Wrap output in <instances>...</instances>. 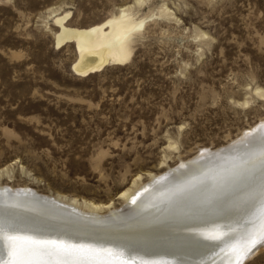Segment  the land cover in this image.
<instances>
[{
	"label": "rangeland",
	"instance_id": "374dc122",
	"mask_svg": "<svg viewBox=\"0 0 264 264\" xmlns=\"http://www.w3.org/2000/svg\"><path fill=\"white\" fill-rule=\"evenodd\" d=\"M125 1L0 0V168L10 172L1 184L121 209L116 195L136 174L145 182L168 171L163 159L176 167L258 128L264 0H144L130 58L75 74L48 8L90 23ZM163 3L171 18L159 15ZM258 250L242 264H264Z\"/></svg>",
	"mask_w": 264,
	"mask_h": 264
},
{
	"label": "bare ground",
	"instance_id": "6f19581e",
	"mask_svg": "<svg viewBox=\"0 0 264 264\" xmlns=\"http://www.w3.org/2000/svg\"><path fill=\"white\" fill-rule=\"evenodd\" d=\"M143 1L115 4L109 16L90 23L72 22L69 11L59 13V6L48 8L54 44L72 46L75 74L130 58L145 20L137 17L134 4ZM172 14L164 3L160 6V16ZM252 92L264 98V88L254 87ZM259 121L257 129L248 127L227 146L200 147L191 158L178 159L176 167L163 159L160 164L168 171L147 172L145 182L136 174L116 195L121 209L112 201H79L0 183V222L9 226L2 233L0 256L7 261V237L21 234L77 250L66 256L38 253L46 264H106L114 259L135 264H229L234 250L264 235L258 164L264 158V118ZM8 171L0 168V176H9ZM262 246L264 241L239 264Z\"/></svg>",
	"mask_w": 264,
	"mask_h": 264
},
{
	"label": "snow or ice",
	"instance_id": "6c2138e0",
	"mask_svg": "<svg viewBox=\"0 0 264 264\" xmlns=\"http://www.w3.org/2000/svg\"><path fill=\"white\" fill-rule=\"evenodd\" d=\"M264 156V154H262ZM259 167L262 172L261 183H260V193L261 201L264 203V158L258 161ZM9 227L4 223L0 222V247H2V241L4 239L2 233L5 228ZM211 239H218V237H210ZM7 239L10 242V249L7 253L8 259L5 261L2 256H0V264H46L45 261L37 257L38 253H46L49 256L56 255H72L75 251L74 249L67 248L55 241H42L37 239H32L25 235L14 234L9 235ZM264 241V235L260 239L254 237L250 238L245 247L234 250V255L229 264H239L242 257L249 255L257 244ZM106 264H135L134 261L114 259L106 262Z\"/></svg>",
	"mask_w": 264,
	"mask_h": 264
},
{
	"label": "water",
	"instance_id": "95a60500",
	"mask_svg": "<svg viewBox=\"0 0 264 264\" xmlns=\"http://www.w3.org/2000/svg\"><path fill=\"white\" fill-rule=\"evenodd\" d=\"M36 194H37V193H36ZM241 263H242V262H241ZM241 263H240V264H241Z\"/></svg>",
	"mask_w": 264,
	"mask_h": 264
}]
</instances>
